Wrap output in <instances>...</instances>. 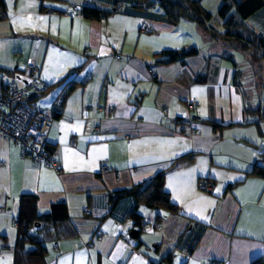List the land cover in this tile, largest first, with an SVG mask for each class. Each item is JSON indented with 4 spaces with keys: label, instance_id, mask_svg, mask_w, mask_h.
<instances>
[{
    "label": "crops",
    "instance_id": "obj_1",
    "mask_svg": "<svg viewBox=\"0 0 264 264\" xmlns=\"http://www.w3.org/2000/svg\"><path fill=\"white\" fill-rule=\"evenodd\" d=\"M84 7L114 11L90 19ZM246 24L264 40V7ZM229 46L192 21L169 24L160 6L139 0H0V72L24 85L27 65L40 67L51 86L38 101L55 112L49 150L61 166L33 164L0 135V264L25 263L16 253L25 196L37 198L38 215L54 204L68 208L72 234L56 241L39 235L42 264L263 258L264 176L255 171H264V62L250 64L248 52ZM191 49L198 53L162 63L164 52ZM102 163L109 172L101 173ZM163 171L177 213L140 205L137 214L152 223L139 231L130 217L134 199H111ZM202 179L210 192L198 188Z\"/></svg>",
    "mask_w": 264,
    "mask_h": 264
},
{
    "label": "trees",
    "instance_id": "obj_2",
    "mask_svg": "<svg viewBox=\"0 0 264 264\" xmlns=\"http://www.w3.org/2000/svg\"><path fill=\"white\" fill-rule=\"evenodd\" d=\"M139 1L147 9L152 8L155 5L160 6L164 10L166 21L169 24L177 25L183 20L192 21L216 40L223 41L226 45L230 44L229 48L236 49L243 54L248 52L249 54L247 55V59L250 61V64L255 62L251 61V58L257 59L256 62L259 63L264 62V40L246 24L247 20L252 15L264 7V0H222V6L219 9L218 15L223 23L222 25L225 29L224 33H219L210 25L213 16L202 5L201 0ZM118 3L121 2H117L113 8ZM110 11L112 12L114 10ZM111 12H105V10L94 7H84L81 10V13L86 18L90 19H102L111 14ZM259 52H261L262 55L260 58H257L256 56ZM197 53V49L164 52L160 55L166 60L165 62H161L163 64H170L177 61H183L185 57H189ZM35 99L36 98H32L31 100ZM257 111L261 112V109L258 108ZM191 160L192 158L189 157L183 158L179 160V162L184 163ZM255 173L264 176V171H255ZM166 174L167 172L165 171L160 172L142 185L114 192L113 198L111 199L113 204L124 197H132L134 199L135 206L130 214V217L134 219L135 225L139 227V231H142V220L137 214V210L140 205H144L151 209L166 210L171 213H177V207L171 203L170 197L165 191ZM68 221L69 212L66 204H54L48 213L38 215L37 198L33 196H25L23 198L20 215L17 218L18 244L16 250V253L18 252L19 255L22 254L23 262H25L24 264H42L46 254V247L44 246L46 241L40 239L39 235L41 234L51 237L52 240L56 241L63 236L72 234V232L68 233L65 231ZM33 232L37 233V235L35 233L33 234ZM138 236V231L132 232V237L138 238ZM20 244H22L21 248L19 247ZM27 245L33 246L34 249L31 250V252L27 251L24 253ZM19 264L22 263L20 262ZM253 264H264V257L256 260Z\"/></svg>",
    "mask_w": 264,
    "mask_h": 264
},
{
    "label": "built area",
    "instance_id": "obj_3",
    "mask_svg": "<svg viewBox=\"0 0 264 264\" xmlns=\"http://www.w3.org/2000/svg\"><path fill=\"white\" fill-rule=\"evenodd\" d=\"M122 7V4L118 3L114 10L121 11ZM141 31L151 32L145 26H142ZM40 71L39 66L29 63L26 67L27 82L24 85L0 72V135L19 145L23 158L35 165L61 172L58 160L49 150V133L55 120V112L53 108H43L38 101L51 86L40 78ZM32 98L36 99L31 100ZM56 103L60 105L62 99L59 98ZM190 105L193 106L194 102ZM100 169L101 173L110 171L106 163H102ZM198 188L207 193L211 191L212 185L206 179H202L198 183ZM151 223L150 220H143L141 229H147ZM155 225L160 228L158 224ZM122 241L129 244V237L124 236Z\"/></svg>",
    "mask_w": 264,
    "mask_h": 264
},
{
    "label": "rangeland",
    "instance_id": "obj_4",
    "mask_svg": "<svg viewBox=\"0 0 264 264\" xmlns=\"http://www.w3.org/2000/svg\"><path fill=\"white\" fill-rule=\"evenodd\" d=\"M221 1V4H219V1L218 0H205V3H209V4H207L208 5V7L209 8H211V11H213L211 14H212V16H213V19H212V21H211V23H210V25L215 29V30H217L218 31V29L221 27V29H224L221 25H220V22H221V20H220V18H219V15H218V12H219V9L221 8V6H222V0H220ZM203 5V4H202ZM234 51V50H233ZM235 52V51H234ZM249 54V53H248ZM261 52H259L258 54H257V58H260L261 57ZM238 59H240V57L238 58ZM255 58H251V61H255L256 62V60L257 59H255ZM238 61V60H237ZM259 63V62H258ZM261 63V62H260ZM254 64H256V63H254ZM259 78H260V81H261V83L262 84H264V69L263 70H261V72H259ZM261 108H264V103L263 102H261Z\"/></svg>",
    "mask_w": 264,
    "mask_h": 264
}]
</instances>
